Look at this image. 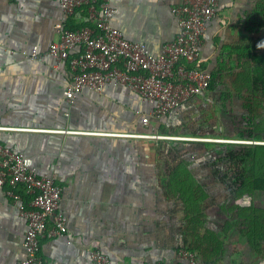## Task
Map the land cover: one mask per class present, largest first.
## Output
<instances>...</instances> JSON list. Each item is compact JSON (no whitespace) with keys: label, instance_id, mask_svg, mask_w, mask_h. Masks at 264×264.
I'll return each instance as SVG.
<instances>
[{"label":"crops","instance_id":"1","mask_svg":"<svg viewBox=\"0 0 264 264\" xmlns=\"http://www.w3.org/2000/svg\"><path fill=\"white\" fill-rule=\"evenodd\" d=\"M109 2L112 25L127 40L145 44L152 56L178 33L172 9L183 0ZM263 14L264 0H220L203 36L204 66L215 71L224 50L264 39ZM62 20L58 0H0V142L15 146L28 166L53 176L62 188L59 208L67 233L41 242L42 264H92L93 249L109 264H186L176 258L181 249L194 253L196 264H264L263 240L235 238L240 223L234 233L225 221L218 228L208 218L203 226L190 213L197 207L192 191L184 200L164 185L152 158V139L141 135L159 134L173 113L144 125L152 106L115 85L101 93L83 89L73 103L66 101L68 65H58L47 53ZM78 24L69 19L66 27ZM33 48L40 61L28 59ZM26 230L0 188V264L24 259Z\"/></svg>","mask_w":264,"mask_h":264},{"label":"built area","instance_id":"2","mask_svg":"<svg viewBox=\"0 0 264 264\" xmlns=\"http://www.w3.org/2000/svg\"><path fill=\"white\" fill-rule=\"evenodd\" d=\"M219 1L183 0L174 7L178 33L158 56H152L145 44L127 40L112 25L114 9L109 0H58L63 20L56 26L58 39L47 53L58 65H68L70 78L63 93L66 101L73 103L83 89L101 93L107 85L122 86L152 106L150 116L142 119L149 125L151 118L161 119L208 94L213 77L203 63V36L216 16ZM69 19L80 26L67 28ZM73 50L78 53L72 56ZM28 59L41 60L37 48ZM0 188L27 224L22 241L25 257L19 264H42L41 242L67 233V220L59 208L61 186L53 176L39 175L28 166L15 146L0 142ZM89 255L92 264H109L99 249ZM176 258L186 264L197 262V256L186 249L179 250Z\"/></svg>","mask_w":264,"mask_h":264},{"label":"rangeland","instance_id":"3","mask_svg":"<svg viewBox=\"0 0 264 264\" xmlns=\"http://www.w3.org/2000/svg\"><path fill=\"white\" fill-rule=\"evenodd\" d=\"M247 44L254 46L255 42L248 40ZM232 57L228 59L226 67L218 72L212 91L180 112L178 118L167 126V132L159 133L163 138L152 139V158L157 164V171L162 174L164 185L170 186V193L180 187L190 189L197 202V207L194 206L190 213L203 226H207L210 218L211 226L214 224L218 228H222L227 220L232 221L242 215L237 205L243 199L234 194L222 206L205 202L189 172H207L205 166L212 167L214 172H227V183L234 190L240 172L245 171V179L249 180L258 174L248 159L242 166L236 162L240 158H247L245 147L264 146V98L251 84L252 72L247 57L244 55L243 61H237L236 56ZM198 153L204 157V161H195ZM224 155L233 161L225 160ZM183 159L191 160L194 169L191 170L187 163L183 164ZM212 180L213 177L205 178L199 183L203 185ZM244 198L246 203L252 200L264 205L261 195L256 194L250 198L246 194ZM210 205L215 206V209H207Z\"/></svg>","mask_w":264,"mask_h":264},{"label":"trees","instance_id":"4","mask_svg":"<svg viewBox=\"0 0 264 264\" xmlns=\"http://www.w3.org/2000/svg\"><path fill=\"white\" fill-rule=\"evenodd\" d=\"M264 17V14L263 16ZM261 25L264 27V21L261 23ZM80 25H76L73 28H78ZM72 29V28H71ZM256 43L260 45H256ZM248 45V44H247ZM260 47L261 49L257 48ZM244 48V51H242ZM226 51V52H225ZM228 51L237 52L239 55L236 59L237 61H243L244 55L247 57V59L250 61L251 66V84L253 85V88H256L258 92L260 93V97L264 98V39L257 40L255 42L254 46L248 47H239L236 49H226L224 50L225 54L221 55L218 64L216 67V71H210L212 72V83L210 85L209 91L211 92L213 89L214 82H216V78L218 75V72L226 67V63L228 59H230V55ZM246 53V54H245ZM192 104L189 103L188 105L176 110L173 112V115L170 118H173L172 120L176 119V116L178 117L180 112H184L187 108H189ZM178 111V113H176ZM170 116V114H169ZM166 117V116H165ZM168 117V116H167ZM160 120V119H158ZM168 129V128H167ZM167 130L165 127L161 128L159 130V133H166ZM160 136V134H155ZM227 147V145H225ZM245 152L247 153V158L243 157L238 159L236 162L238 166H242L246 159L251 163L252 169H256L255 176L251 177L249 179H245L244 172H240L239 177L237 179L238 184L236 185V189L232 190L230 184L227 183V172H214L213 168L210 166H205V169H207V172H194V168L190 164L192 162L189 159H183V164L188 165V167L193 170V172H189L193 183L195 187H197L201 194L203 195V200L205 202H212L215 206H222V204L228 200L232 195H238L240 199H243L241 204L237 205L238 210L242 212V215H239L236 222H231L230 220L225 222V225L229 230H232V233H234L235 225L240 223L242 224L241 230H238L236 233V237L238 240H240L241 236L243 235L244 238L247 237L248 240L251 242H255L258 240L264 241V205L261 206V204H257L256 202H251L250 200L248 203L244 202V195L250 196H256V194L261 195L263 198L264 203V146H247L245 147ZM195 156H198L195 158L196 162L204 161V157L200 155L199 153ZM225 160L229 159L233 161L230 157L224 155ZM227 158V159H226ZM250 159V160H249ZM203 168V167H202ZM190 170V171H191ZM254 171L251 172V174ZM200 174V175H199ZM200 177V179H199ZM213 177V180L211 182L205 183L201 185L199 181L201 179L210 178ZM191 180V181H192ZM184 188L180 187L176 192L179 191L178 195H181L182 198L184 196L191 195L190 189L186 190ZM182 191V192H181ZM193 193V192H192ZM185 198V197H184ZM183 198V199H184ZM185 200V199H184ZM191 198H189L187 201L190 202ZM219 224V222L217 223ZM242 234V235H241Z\"/></svg>","mask_w":264,"mask_h":264}]
</instances>
